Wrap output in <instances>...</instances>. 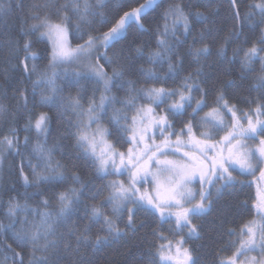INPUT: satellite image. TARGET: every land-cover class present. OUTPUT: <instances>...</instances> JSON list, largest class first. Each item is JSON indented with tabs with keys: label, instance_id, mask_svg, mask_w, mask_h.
Here are the masks:
<instances>
[{
	"label": "snow or ice",
	"instance_id": "6c2138e0",
	"mask_svg": "<svg viewBox=\"0 0 264 264\" xmlns=\"http://www.w3.org/2000/svg\"><path fill=\"white\" fill-rule=\"evenodd\" d=\"M230 3L234 19L239 21L237 0H230ZM107 6V0L34 3L21 28L26 39L22 43L10 41L9 54L19 60L17 67L28 79L37 73L34 62L43 57L33 51L27 37L40 33L51 43L47 53L48 71L32 81V92L35 96L40 89V107L62 110L58 119L71 112L75 120H69L71 131L68 135L58 130V137L51 145L48 137L53 118L48 112L28 111L22 129L13 123L7 134L0 131V169L8 155L21 157L17 171L22 185L40 189L46 184L52 189L51 200L44 192L36 193L41 197L44 210L30 207L27 200L21 203L14 196L6 202L10 223H0V264H25L24 252L17 249H29L27 264H63L74 255L80 259L72 260L71 264H87L81 257V247L96 248L119 240L129 230L135 233V217L140 211L151 213L161 225H171L167 230L170 235H165L159 228L153 229L152 235L159 243L152 242L155 252L150 254L154 257L150 264H200L199 258L187 246L189 239L199 238L200 229L193 219L209 213L214 202L226 193L230 194V190L238 185L245 186L238 175L255 176L256 173L259 177L255 196L251 203L246 200L241 205L243 211L253 215L238 230H226L229 240L221 252L230 254L218 257L216 264H264V0H253L250 10L244 14V19L249 22L259 17V39L245 41L251 46L234 53L241 56L242 70L255 72L252 65L261 64L252 86L261 96L251 101L245 99V103L254 105L247 109L230 101L219 76L205 72L207 65L202 64L201 59L211 55L205 37V31L211 35V29L201 31L199 40L194 41L187 55H181L178 50L180 41L176 30L182 28L184 35L190 34L192 20H208L205 12L186 11L182 4L170 5L161 15L164 24L157 28V48L146 53L144 45L133 40V57L126 54L125 49L112 55L109 51L128 39L133 25L147 31L144 20L150 10H155L157 0H144L129 10H123L124 5L117 4L115 16L101 11ZM11 7L12 0H0V13L10 11ZM95 17L107 27L97 35L82 27L90 25L91 18ZM70 27L76 29L73 37L83 43L75 47L70 45ZM241 34L231 31L220 45L218 54L224 56L232 37L238 38ZM145 58L148 65L162 67L166 63L167 72L161 74L155 67L139 63ZM29 61L33 62L31 66ZM186 62L189 67L195 64V70L185 68ZM70 64H81L85 71H73L69 86L78 85L81 78L92 79L102 86L97 90L99 96L94 92L86 105L79 93L65 97L64 88L57 83L60 77L69 75L66 70L58 69H65ZM181 72L185 73L182 78ZM132 76L143 78L148 84L142 85ZM169 80L179 83L169 87ZM227 84L234 86L235 82L228 81ZM117 85L126 88L123 99L112 92ZM17 93L27 111V89L18 88ZM118 103L123 107L116 108ZM33 107H36L35 103ZM109 109L112 110L110 122L122 133L120 138L127 145L125 151H120L107 139L113 133L101 125V118L108 115ZM127 110L133 114L129 115ZM6 115L7 106L0 104V117ZM21 131H34L43 140L37 139L27 164L21 148H27L29 137L24 136L21 144ZM62 140L74 141L80 153L76 158L90 162L98 178L107 181L105 185L97 188L91 181L83 179L75 165L70 170L56 159L55 152L62 149ZM33 159L37 161L35 164ZM113 176H126L127 182L108 179ZM67 181H71L70 186L56 190ZM149 184L151 190L145 187ZM10 190L15 192V185ZM105 190L106 197L103 196ZM89 200L93 203L86 202ZM53 201L56 211L49 210ZM80 206H83L84 218L89 223H70ZM21 213L27 215L19 219ZM29 215L33 218L29 219ZM93 225H100L106 234L93 236ZM61 226L66 231H61ZM5 231L10 235L5 236Z\"/></svg>",
	"mask_w": 264,
	"mask_h": 264
},
{
	"label": "trees",
	"instance_id": "16d2710c",
	"mask_svg": "<svg viewBox=\"0 0 264 264\" xmlns=\"http://www.w3.org/2000/svg\"><path fill=\"white\" fill-rule=\"evenodd\" d=\"M46 0H12V7L10 11L0 13V104L6 105L8 108V115L0 117V131L7 134V129L10 126L23 128L25 123V117L28 111L32 112H48L53 118L50 135L48 137V144L51 145L58 137L59 132L67 136L71 131L69 120L74 122L75 117L71 112L63 116L61 119L60 113L62 110H58L50 107L39 106V92L37 89L35 96L32 92V81L36 80L39 75L48 71V59L47 53L50 50L49 44L40 37V33L30 34L27 39L31 40L33 51L38 53L39 57L34 63L37 66V73L31 75V79L25 77L21 70L17 67L19 60L11 56L10 53V41H20L21 43L26 39L21 34V28L23 27L24 20L27 18L31 5L34 3H44ZM69 0H60V3H67ZM94 2V0H93ZM144 0H107V7L101 9L105 14L109 16H115L116 5L123 4V10H129L132 7H137L139 3H143ZM253 0H237V6L240 10V20L234 19L233 8L230 0H157V6L155 10H150L147 14V18L144 20L145 28L147 31L138 29L133 25L128 33V39L121 41V43L115 45L110 51L109 55L114 52L119 53L121 49L126 50V54H130L135 57V52L131 50L132 41L136 40L141 42L146 53L157 48V28H161L164 24V20L161 19L162 13L173 4H182L186 11L199 10L208 15V20L204 22L192 20V30L190 34L184 35L183 29L178 28L176 30V36L180 43L178 44V50L181 55H187L190 47L194 41L199 40L201 31L205 29H211V35L205 31L206 42L210 45L211 55L202 58L201 63L206 64L205 72L207 75L219 76L224 83V90L231 102L237 103L239 107L247 109L254 105L245 103L244 100L249 101L257 99L261 96V93L253 90L255 84V76L260 72L261 64L256 62L252 65L255 72H247L241 68V56L239 54L234 55L236 50L240 48H247L251 46V43H245V41L255 42L260 36V27H257L259 17L252 22L244 19V14L249 11V6ZM71 15V13H69ZM92 23L84 26L85 30L90 31L93 35H97L100 32L106 31L107 27L100 23V18H91ZM31 22V21H29ZM75 23V19H74ZM171 26V18L168 21ZM235 30L238 33H242L239 37H232L227 44L226 52L224 56L218 54L220 45L224 42L225 37L229 36L231 31ZM76 32L74 27H70L69 38L70 45L75 47L78 43H83V40L74 38L73 34ZM86 38V37H85ZM171 42V41H170ZM199 47L200 44L196 43ZM226 57V58H225ZM191 58L189 57V60ZM33 62L29 61V66ZM103 63V61H101ZM139 63L145 67H155L157 72L161 74L167 72V64L162 67L160 65H148L146 58L140 60ZM107 67V65H106ZM189 71L195 70L196 65L186 62L184 65ZM63 71V69H58ZM230 73V75H225ZM185 73L181 72L180 76L183 77ZM132 79H139L142 85H147L148 82L138 76H132ZM71 80V73L68 76H62L58 79L57 83L64 88L63 95L65 97L72 95L75 96L78 93L84 98L83 102L87 104V99L95 92L96 96H99V91L102 86L96 84V82L89 78H81L80 83L75 86H69L68 81ZM228 81H234V86H229ZM179 81L169 80L167 86L174 87ZM26 88L28 95L27 111L23 107L22 102L19 101L17 89ZM113 94L118 98L123 99L126 94V88H121L119 85L113 88ZM198 95V94H197ZM211 103V98L209 99ZM35 103L36 107H33ZM140 103H146V101H140ZM116 108H122V104H116ZM207 109H205L206 111ZM129 115L133 114L131 110H127ZM112 110H108L107 116H102L101 123L113 133L108 139L111 143L115 144L120 151H125L127 145L121 139V132H117L116 126L110 122ZM202 115V113H201ZM179 127V124H177ZM20 142L23 144V137H29V144L27 148H21V151L25 153L24 162L27 164V158L32 156V148L35 146L37 139L43 142L42 138H38L34 131L20 132ZM62 149L55 152L56 159L67 165L71 170L75 165L76 169L81 171L83 179L85 181H91L97 188L106 184L105 179L98 178L95 169L91 166L90 162L77 159L80 155L75 147L74 141L62 140ZM8 163L5 167L3 177L0 185V223L7 225L10 220L6 216L7 204L6 202L10 197H16L21 203L27 200V203L32 208H40L44 210L40 204L41 197L36 195L37 192H44V195L51 200L52 189L50 185H41L40 189L33 187L25 188L22 182L19 180L17 166L20 163L21 157L15 155L8 156ZM35 164L37 161L32 160ZM25 171L28 169L25 167ZM234 175H238L234 173ZM238 178L245 182V186H237L235 189L230 190V194L226 193L219 200L214 202L213 209L204 215L193 219V223L197 224L200 233L199 238H192L188 240L187 246L193 250L195 257H198L200 264H216L218 257L227 256L229 252H221V249L227 247L229 237H227L226 230L228 228L239 227L248 219H250L253 213L243 211L241 208L243 201H249L255 196V188L250 183L252 177L248 175H238ZM113 179V177H108ZM15 185L16 191L12 192L11 186ZM71 185V181L65 182L59 189ZM108 195L107 190L104 191L103 196ZM87 203H93V201H86ZM99 203V201H95ZM56 211L57 207L53 201V207L49 209ZM27 213L19 214V219H23ZM83 206L79 207L78 212L71 217L70 223L86 224L89 223L85 218ZM29 219L33 217L28 216ZM137 230L133 233L131 230L128 234L119 240L112 241L107 244H103L99 247H86L82 246L80 249L81 257L85 259L87 264H150V261L154 259L151 253L155 252L152 248V242L159 243L152 235L153 229L159 228L164 231L165 235H170L167 231L171 226L170 224L161 225L154 215L151 213H145L140 211L136 217ZM19 227V225H17ZM120 227L123 229L124 224L121 223ZM61 231H66L64 226H61ZM97 233L105 235L106 233L101 231L100 225H93L92 234L95 236ZM10 235L5 231V236ZM235 240V237H232ZM11 242V241H9ZM15 247V245H13ZM25 254V264H27L29 249H17ZM39 255V253H38ZM80 257L73 256L69 260L63 262V264H71L72 260H79Z\"/></svg>",
	"mask_w": 264,
	"mask_h": 264
},
{
	"label": "rangeland",
	"instance_id": "374dc122",
	"mask_svg": "<svg viewBox=\"0 0 264 264\" xmlns=\"http://www.w3.org/2000/svg\"><path fill=\"white\" fill-rule=\"evenodd\" d=\"M40 37H41V35H40ZM41 38L43 40H45L49 44V46L51 48V43L46 38H43V37H41ZM69 41H70V38H69ZM64 70H66L68 73H72L73 71L83 73L85 71V69L83 68V66L81 64L66 65L65 69H63V71ZM101 125L106 128V126L104 124L101 123ZM107 139H108V137H107ZM157 139H159V137H157ZM8 156H7V158H8ZM7 158L5 160L3 168L0 169V185H1V180H2V177H3V173H4V170H5V167L7 166V163H8V159ZM248 176L252 177L251 180H250V183L253 184V186L255 188V193H256V184H257V182H256L255 178L257 176H259V173H256L255 176H251V175H248ZM113 179H122L125 182H127V177L126 176H119V177L113 176ZM145 187H147L149 190H151V185L150 184L149 185H145Z\"/></svg>",
	"mask_w": 264,
	"mask_h": 264
},
{
	"label": "flooded vegetation",
	"instance_id": "af4514ba",
	"mask_svg": "<svg viewBox=\"0 0 264 264\" xmlns=\"http://www.w3.org/2000/svg\"><path fill=\"white\" fill-rule=\"evenodd\" d=\"M258 177H259V176H257V177L255 178L256 182H258Z\"/></svg>",
	"mask_w": 264,
	"mask_h": 264
}]
</instances>
